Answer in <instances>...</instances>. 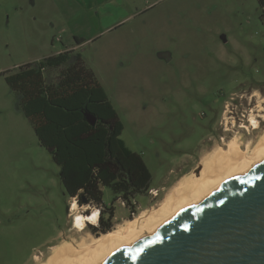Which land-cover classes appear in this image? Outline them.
<instances>
[{
  "label": "rangeland",
  "instance_id": "1",
  "mask_svg": "<svg viewBox=\"0 0 264 264\" xmlns=\"http://www.w3.org/2000/svg\"><path fill=\"white\" fill-rule=\"evenodd\" d=\"M259 2L0 0V264H48L65 244L87 245L104 235L90 227L98 221L84 232L74 228L76 199L64 195L59 169L38 145L5 76L71 50L104 89L123 126L120 139L151 175L150 189L131 207L101 188L112 219L107 209L76 202L84 216L100 210L111 232L157 209L220 147L234 140L249 156L264 136ZM221 117L227 130L217 138L213 125Z\"/></svg>",
  "mask_w": 264,
  "mask_h": 264
},
{
  "label": "trees",
  "instance_id": "2",
  "mask_svg": "<svg viewBox=\"0 0 264 264\" xmlns=\"http://www.w3.org/2000/svg\"><path fill=\"white\" fill-rule=\"evenodd\" d=\"M4 82L18 95L17 105L38 145L58 167L63 193L69 199L75 198L78 204L84 199L103 212L107 209L112 219L113 207L101 204V188H108L113 201L128 207L137 195L148 192L147 166L120 139L123 126L118 115L79 54L64 50L42 62L19 66ZM84 110L96 118L94 126L84 120ZM103 217L98 218L94 233L110 231Z\"/></svg>",
  "mask_w": 264,
  "mask_h": 264
},
{
  "label": "water",
  "instance_id": "3",
  "mask_svg": "<svg viewBox=\"0 0 264 264\" xmlns=\"http://www.w3.org/2000/svg\"><path fill=\"white\" fill-rule=\"evenodd\" d=\"M101 264H264V160Z\"/></svg>",
  "mask_w": 264,
  "mask_h": 264
},
{
  "label": "bare ground",
  "instance_id": "4",
  "mask_svg": "<svg viewBox=\"0 0 264 264\" xmlns=\"http://www.w3.org/2000/svg\"><path fill=\"white\" fill-rule=\"evenodd\" d=\"M250 122L256 128L255 119ZM212 153L210 159L203 162L198 175L184 176L172 187L157 209L143 211L138 218L126 222L118 229L108 232L101 237L91 238L90 244L74 246L65 244L57 249L48 264H101L115 253L140 240L145 235L154 232L162 224L173 219L180 211L203 200L216 189L221 188L240 176L251 167L264 160V136H262L247 156L234 140L228 143L227 149L221 147ZM73 226L78 232H84L86 225L97 224L98 212L84 216L77 212L78 205L72 200Z\"/></svg>",
  "mask_w": 264,
  "mask_h": 264
},
{
  "label": "flooded vegetation",
  "instance_id": "5",
  "mask_svg": "<svg viewBox=\"0 0 264 264\" xmlns=\"http://www.w3.org/2000/svg\"><path fill=\"white\" fill-rule=\"evenodd\" d=\"M254 95H252V97H253ZM251 101L249 102V103H247L248 105H251ZM221 106H222V109H224L225 108V106L224 105H222V103H221ZM254 106V105H253ZM221 109V111H220V114H221V112H223V110ZM248 109V108H247ZM254 117V114L252 113L251 114V116H250V120H251V118H253ZM222 118V117H221ZM218 119H219V117H218ZM218 119H216V121H215V123H214V127H213V134H216L217 136V138L219 137V133H223V131H225V130H227V129H225V126H224V124H223V119L224 118H222L221 119V121L220 122H218ZM254 119V118H253ZM242 120V119H241ZM250 120H249V123L252 125V123L250 122ZM248 121V120H247ZM256 123H257V121H255ZM257 126H258V124H257ZM253 128L254 129H257V127L255 128L254 126H253ZM225 129V130H224ZM227 147V146H226ZM97 225H99V223L97 224ZM91 228H93L94 226H90ZM92 231H94V229H92ZM34 258H35V255H33V257L31 258V260L33 261L34 260ZM30 260V261H31Z\"/></svg>",
  "mask_w": 264,
  "mask_h": 264
},
{
  "label": "crops",
  "instance_id": "6",
  "mask_svg": "<svg viewBox=\"0 0 264 264\" xmlns=\"http://www.w3.org/2000/svg\"><path fill=\"white\" fill-rule=\"evenodd\" d=\"M99 7H105V4H104V1H101L99 4H98Z\"/></svg>",
  "mask_w": 264,
  "mask_h": 264
},
{
  "label": "built area",
  "instance_id": "7",
  "mask_svg": "<svg viewBox=\"0 0 264 264\" xmlns=\"http://www.w3.org/2000/svg\"><path fill=\"white\" fill-rule=\"evenodd\" d=\"M122 203V202H121ZM123 204V203H122ZM124 205V204H123ZM98 212V217H100V210L97 211ZM92 213L89 214V216H91ZM98 217H97V220H98Z\"/></svg>",
  "mask_w": 264,
  "mask_h": 264
}]
</instances>
